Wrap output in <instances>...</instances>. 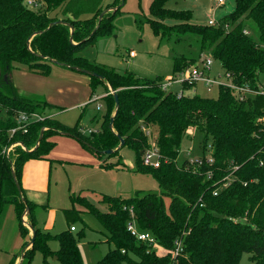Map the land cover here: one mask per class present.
I'll return each instance as SVG.
<instances>
[{
  "label": "trees",
  "instance_id": "trees-1",
  "mask_svg": "<svg viewBox=\"0 0 264 264\" xmlns=\"http://www.w3.org/2000/svg\"><path fill=\"white\" fill-rule=\"evenodd\" d=\"M93 1L32 0L29 6L26 0H0V213L11 204L25 236L28 229L22 217L27 208L25 223L34 229L32 245L19 255L24 258L27 254L29 261L36 249L44 264L52 255L62 264H82L77 247L82 230L75 235L69 227L78 221L84 225L82 212H94L106 241L112 244L96 264H239L243 254L248 255L250 264H264V121L259 118L264 115V95H247L240 100L235 90L220 84L216 98L197 94L177 98V91L161 88L160 76L137 78L133 73H117L90 62L78 52L98 34L112 32L110 20L118 10L115 3L106 6L110 11L105 13L101 5L91 9ZM166 1L152 0L150 4L153 18L147 23L153 35L169 40L174 31L173 41H179L186 33L197 34L198 53L219 62L231 83L251 88L261 84L264 0H234V10L215 25L189 23L190 11L167 9ZM85 14L88 16L83 18ZM166 19L173 23H165ZM53 62L100 77L89 74L90 95L98 84L107 94L95 133L83 136L77 133L76 124L67 127L45 115L17 129L20 113L39 114L44 106L39 96L17 91L9 81L10 71L23 65L47 75ZM196 66L194 57L181 54L173 57L171 71L175 75ZM193 85L182 82L180 89L186 91ZM111 91L117 94L116 112ZM189 130L201 134L203 156L194 162L177 163L181 140L190 135ZM59 133L77 139L99 158L105 150H112L108 156L115 154L122 139L123 146L135 153L136 171L151 174L160 195H95L105 206L100 212L86 193L79 192L70 195L72 206L62 209L67 229L55 235L39 230L33 216L36 205L23 197L22 168L28 160L42 159L54 146L50 138ZM152 144L159 154L157 168L142 163ZM100 166L111 167L107 163ZM132 221L138 231L151 234L154 245L130 235L126 225ZM51 240L58 242L56 251L49 248ZM14 261L12 257L7 264Z\"/></svg>",
  "mask_w": 264,
  "mask_h": 264
},
{
  "label": "rangeland",
  "instance_id": "rangeland-1",
  "mask_svg": "<svg viewBox=\"0 0 264 264\" xmlns=\"http://www.w3.org/2000/svg\"><path fill=\"white\" fill-rule=\"evenodd\" d=\"M151 2L152 0L93 1L91 9L101 5L100 10L103 13L110 11L105 8L106 6L116 4L118 10L110 20L112 32L98 34L93 42L85 44L78 54L92 63L103 65L117 73L129 72L137 78L150 79L160 76L162 77L161 88L165 80L173 75L171 70L174 56L182 54L194 57L196 65L201 66L207 55L198 53L199 36L197 34L186 33L179 41H173L176 36L174 31H171L172 36L169 40L152 34L147 23L148 19L153 18L149 9ZM234 5V0H227L225 5L220 7L215 0H167L164 7L174 11H190L189 23L206 25L209 19L218 21L231 13ZM87 16L85 14L83 18ZM164 22L173 23L170 19ZM247 24L252 30V23ZM251 35L256 39L255 33ZM130 52L134 56H130ZM207 75L210 83L200 80L186 91L181 89L182 95L197 94L201 97L216 98L219 85L230 82L217 61H212ZM8 78L20 94L24 96L31 94L30 97L42 98L44 106L42 113L29 114L33 121L42 120L45 115L67 127H73L76 124L77 133L83 136L98 130L105 111L103 97L107 94L104 92L103 85L98 84L90 95L89 75L51 63L47 75L30 71L23 65H16L10 71ZM259 82L264 83V79ZM163 89L178 92L180 84H167ZM259 118L264 121V115ZM189 131L191 132L187 133L191 135L184 136L181 140L176 157L177 163L183 160L194 162L203 156L201 134ZM53 140L55 144L47 154L51 159L56 160L51 161L49 165L45 187L41 189L37 185L35 190L22 192L24 198L36 205L33 216L35 227L39 230L51 235L64 230L66 225L62 209L70 208L72 206L70 195H76L79 192L86 193L88 201L100 212L105 211V206L97 202L99 195L119 198L140 196L144 193L160 195V189L152 175L136 171L135 153L131 148L122 146L115 154L110 156L101 154L99 158L95 151L85 147L73 137L55 136ZM15 145L9 146V150ZM204 154L207 156L208 152L205 151ZM102 163H107L111 167H102L100 166ZM227 181L230 182L231 178H227ZM13 213L11 204H7L0 213V264H7L13 255L16 261L19 257L18 251L22 252L30 247L28 244L30 230L25 226L28 233L24 239L16 215ZM80 216L84 225L80 221L74 223L73 227L76 230L72 233L76 235L82 230L77 240L81 263L96 264L112 248V244L106 241L107 238L103 234L105 231L94 212H82ZM18 238L21 240L19 243H22L24 239V244H20L23 248L17 245ZM50 243L51 248L58 249L56 240H51ZM157 252L162 254L163 250L157 249ZM54 257L52 255L47 258L48 264L49 262L62 264L60 261H51ZM21 264H44V262L40 251L35 249L29 261L26 254ZM239 264H250L247 254L242 255Z\"/></svg>",
  "mask_w": 264,
  "mask_h": 264
},
{
  "label": "built area",
  "instance_id": "built-area-1",
  "mask_svg": "<svg viewBox=\"0 0 264 264\" xmlns=\"http://www.w3.org/2000/svg\"><path fill=\"white\" fill-rule=\"evenodd\" d=\"M27 4L31 6L33 4L32 0H26ZM218 7L225 5L227 0H215ZM36 6V5H34ZM217 21L210 19L208 20V25H215ZM247 34L248 32H244ZM130 56L133 55L132 52L129 53ZM212 65V59L210 57L206 58L205 61L201 64V66H196L195 68L191 70H187L184 72H180L178 74L172 75L171 77H168L164 84L163 88L167 86V84H182V82L187 83H196L200 80L209 82V77L207 75V71L210 69ZM228 78V75H225ZM229 79V78H228ZM227 87L231 88L232 90H235L237 93V97L241 100L247 95H264V83L257 84L256 87H249L246 84L245 85H235L233 83L229 84H223ZM177 98L182 96V90L180 89L177 92ZM36 116V115H35ZM33 121L30 118V115H27L26 113H20L17 117L18 126L17 129L22 128L24 129L25 126ZM15 129H12L11 132H14ZM9 151V148L7 149ZM142 163L144 166H148L151 168H157L159 166V154L154 145L150 147V149L146 150V152L142 156ZM215 194V193H214ZM127 231H129L130 235H132L136 240L140 242H145L148 245H154L155 241L154 238L151 236V234L148 231H138L137 228L134 225V222H129L126 225ZM74 229L73 226L70 227V230L72 231ZM179 246L176 247L175 251H178Z\"/></svg>",
  "mask_w": 264,
  "mask_h": 264
},
{
  "label": "crops",
  "instance_id": "crops-1",
  "mask_svg": "<svg viewBox=\"0 0 264 264\" xmlns=\"http://www.w3.org/2000/svg\"><path fill=\"white\" fill-rule=\"evenodd\" d=\"M210 20V19H209ZM208 22V21H207ZM134 56V54L132 55ZM208 58V57H206ZM231 83V82H229ZM228 83V84H229ZM192 92V91H191ZM52 116V115H51ZM188 132H191V131H188ZM190 134V133H188ZM191 135V134H190ZM55 136H63V137H70L68 135H64V134H57ZM53 136L50 140L55 144V141L53 140L54 137ZM72 138V137H71ZM56 159H51L49 154H47L46 156H44L42 159H32V160H28L24 163L23 165V168H22V175H21V188H22V192L25 190L27 191H30V190H35L36 189V186L39 185V187L41 189H43V187H45V178H46V174H47V171L49 169V165L51 164V161H54ZM46 181H47V178H46ZM26 199V198H25ZM28 200V199H27ZM30 201V200H29ZM32 202V201H30ZM35 204V203H33ZM14 214V213H13ZM22 221H23V224L29 229V226L25 223L26 221V216H23L22 217ZM65 221V220H64ZM66 225V223H65ZM33 228V227H32ZM67 229V225H66V228ZM64 229V230H65ZM70 229V227H69ZM30 230V229H29ZM76 229L74 228L71 232H74ZM42 231V230H41ZM63 231V230H62ZM45 232V231H44ZM57 234V233H56ZM26 238V236H24V239ZM23 239V240H24ZM30 239H31V231H30ZM23 240H22V243H19V241L21 242V240L18 238V243L17 245L18 246H21L23 245ZM21 244V245H20ZM29 244V243H28ZM49 248L52 250V251H56L57 249H53L51 248V243L49 242ZM31 246V245H29ZM21 248H23V246H21ZM30 248V247H29ZM21 251V250H20ZM18 251V252H20ZM15 255H13L12 257H14ZM56 257V256H55ZM53 258L51 259V261H58L57 258ZM23 261V255L20 254L18 259H16V261H14L15 263L14 264H21ZM50 261V260H49ZM50 264V262H49Z\"/></svg>",
  "mask_w": 264,
  "mask_h": 264
},
{
  "label": "water",
  "instance_id": "water-1",
  "mask_svg": "<svg viewBox=\"0 0 264 264\" xmlns=\"http://www.w3.org/2000/svg\"><path fill=\"white\" fill-rule=\"evenodd\" d=\"M117 9V8H115ZM102 14L99 16V19L101 18ZM54 64H57L56 62H53ZM73 70H76V71H79V72H82V73H85L87 75H92V76H97L95 73H90L89 71L87 70H84V69H77L75 67L72 68ZM99 77V76H97ZM100 78V77H99ZM112 95H113V98H114V101H115V112L117 111V107H118V102H117V94L113 91H111ZM109 127L111 128L112 127V118L110 119V123H109ZM61 134H64V135H68L67 133H61ZM41 135H42V132L40 133L39 137H38V141L41 139ZM119 138V136H117ZM124 142L122 139H120V143H119V146L118 147H121L123 146ZM112 152V150H105L103 153L104 154H110ZM17 190H18V194L21 195L20 193V188L19 186H17ZM28 209L26 208L25 212H24V215L23 216H26V214H28ZM29 229L31 231V239H30V242H29V245H32L33 241H34V229L29 226Z\"/></svg>",
  "mask_w": 264,
  "mask_h": 264
}]
</instances>
